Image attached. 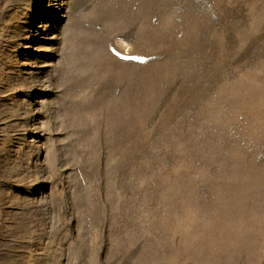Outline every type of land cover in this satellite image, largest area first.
Instances as JSON below:
<instances>
[{
  "label": "rangeland",
  "instance_id": "rangeland-1",
  "mask_svg": "<svg viewBox=\"0 0 264 264\" xmlns=\"http://www.w3.org/2000/svg\"><path fill=\"white\" fill-rule=\"evenodd\" d=\"M0 264H264V0H0Z\"/></svg>",
  "mask_w": 264,
  "mask_h": 264
}]
</instances>
